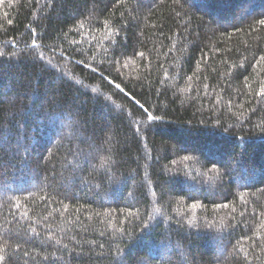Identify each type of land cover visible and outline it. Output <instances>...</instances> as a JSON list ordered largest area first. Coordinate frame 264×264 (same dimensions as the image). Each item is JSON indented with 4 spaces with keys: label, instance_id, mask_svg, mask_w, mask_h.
Returning a JSON list of instances; mask_svg holds the SVG:
<instances>
[{
    "label": "trees",
    "instance_id": "16d2710c",
    "mask_svg": "<svg viewBox=\"0 0 264 264\" xmlns=\"http://www.w3.org/2000/svg\"><path fill=\"white\" fill-rule=\"evenodd\" d=\"M260 19L0 0V264H264Z\"/></svg>",
    "mask_w": 264,
    "mask_h": 264
},
{
    "label": "snow or ice",
    "instance_id": "6c2138e0",
    "mask_svg": "<svg viewBox=\"0 0 264 264\" xmlns=\"http://www.w3.org/2000/svg\"><path fill=\"white\" fill-rule=\"evenodd\" d=\"M7 15H8V14L5 13V16H7ZM8 23H9V24L12 23L11 19L8 20ZM258 23H259L260 26L264 27V19H260V20L258 21ZM33 47H36V42H35V41H33ZM141 55H143V53H141ZM260 59H261V60H264V56H262ZM115 88L118 89V90H120L121 92L124 91V89L122 88L121 84H119V83L115 84ZM136 103H139V102L137 101ZM140 108L143 109L144 113L146 114L147 121H151V122L154 123V122H156V121H161V120L163 119L162 116H159V115H153V113H152L151 111H148V109L144 108V105H143V104H140ZM151 126H152L151 124L148 125V127H151ZM184 159H185V160H188V159H190V157L185 156ZM215 170H216V169H209L210 172H211V171H215ZM191 207H192V208H197L198 205L195 204V203H193V204L191 205ZM117 251L119 252V250H117ZM2 259H3V258L0 257V260H2ZM142 264H147V261H143Z\"/></svg>",
    "mask_w": 264,
    "mask_h": 264
}]
</instances>
